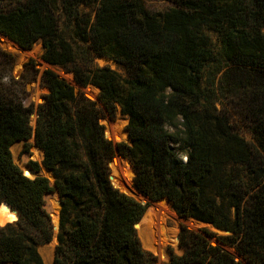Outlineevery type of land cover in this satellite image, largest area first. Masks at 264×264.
I'll return each mask as SVG.
<instances>
[{"label": "trees", "instance_id": "trees-1", "mask_svg": "<svg viewBox=\"0 0 264 264\" xmlns=\"http://www.w3.org/2000/svg\"><path fill=\"white\" fill-rule=\"evenodd\" d=\"M172 2L156 13L140 0H0L10 5L0 7V34L22 49L40 40L43 61L72 72L81 88L96 87L104 107L45 69L48 93L32 128V107L0 82V204L17 214L0 208L18 215L0 225V264H43L37 247L52 239L44 208L52 191L60 203L55 264H156L134 228L146 206L109 178L116 152L130 161L136 190L216 231L182 226L184 252L166 264H264V0ZM218 62L227 64L219 91L205 79ZM218 92L241 94L256 145L218 109ZM117 105L128 143L106 138L100 122ZM32 136L53 185L13 161L10 146Z\"/></svg>", "mask_w": 264, "mask_h": 264}, {"label": "rangeland", "instance_id": "rangeland-1", "mask_svg": "<svg viewBox=\"0 0 264 264\" xmlns=\"http://www.w3.org/2000/svg\"><path fill=\"white\" fill-rule=\"evenodd\" d=\"M140 2L144 5L146 9L156 13L164 12L170 7L174 6L172 0H140ZM9 6L10 5L6 3L0 4V7L2 8L4 7L9 8ZM209 35L211 36V40L212 43L214 44V48L215 49L219 48L217 36L212 32H210ZM2 40H7L11 44L13 43L8 38H6V36L0 34V42ZM2 44H0V82L4 86L11 88L12 91L17 94L18 98L23 102V104L26 107H32V109L34 110L33 113L30 115V125L32 126V128L35 127V123H36L37 106L44 102L45 100L44 96L48 93L47 87H45L42 82V73L45 69H51L52 71L57 73L59 77L67 80L74 87L76 93H78L79 90H82L85 95L87 92L90 93L91 97L88 96L87 97L90 100L95 101L97 105L104 110V107L98 98L99 90L96 87L89 85L85 88H81L74 81L72 72L66 71L64 68L58 66H52L43 61L42 59L43 50L40 40L36 41L29 49H22L13 43L17 51L4 48ZM20 52L23 53L28 52L29 54L27 55V57H23L22 53ZM93 62L95 65L100 67L105 65L109 66L112 70H115L117 73H119L122 76H124L125 74L123 68L113 60L104 57H95ZM226 65L227 64L223 62L213 63L209 65V67L205 70V79L209 77L210 80H212L213 83H215V86L217 87L216 90L218 91H219L218 87H219L221 75L222 72L226 69L225 67ZM225 93L227 92L226 91L223 92V94ZM217 96H218V100L216 101V106L218 107V109L221 111L224 110L227 114H230L231 123L233 124L234 128L238 130L239 133L250 144L256 145L254 135L250 130V126L247 122L248 120L244 113L241 94L240 93L235 94V92H232L230 93V95L226 97V99H224L222 95L218 92ZM112 121L113 124L115 125V129H116L115 131H120V133H123L125 135L123 137L122 142L128 143L129 139L124 129L125 125L127 124V119L126 117L120 114V109L118 105L116 106V113ZM100 122L104 124L102 120H100ZM112 129L114 130L113 125H112ZM113 142L116 143V141L114 140ZM10 151L14 163L18 166V168L21 171L27 169L26 165L28 164L30 166L29 163L31 161L36 162V166L38 170L37 172L35 171L34 172L37 175H42L46 177L50 181V183H52V178L48 174L47 176L43 174V172L45 171L42 163L43 154L42 152H39V149L36 148L33 136L27 140H20L14 142L10 146ZM120 160L122 163L118 165L122 174L124 172V168L125 167L128 168L129 170L128 179L130 181L132 188L136 190V188L133 185L134 174L132 167L126 161V159L120 158ZM34 172H31V178L34 176ZM129 196L133 197L131 195ZM53 203H55V205ZM164 203H166V201L162 200L161 202L159 201L156 204L163 205ZM52 207L53 210L51 211ZM169 207L176 214V216H178L177 213L173 210L171 204H169ZM44 208L50 216L51 224L53 228V235H52V239L49 242L39 245L37 247V251L42 258L43 264H55L54 256H55V247L57 244L56 237L59 228V211H60V203L56 191H52L44 195ZM178 217L181 219V221L177 225V242L176 244H166L167 255L165 256V258L159 259V257L156 254L145 249V251L156 256V264H166L170 260L172 254L174 255L183 254L184 249L183 247L180 246L178 240V235L182 226H185L189 230H194V231H199L202 228H207L211 231H215L210 224L198 222V221H192L190 218H183L180 216ZM16 218L17 217L13 212H9L4 208H0V225H3L7 222L14 223L15 221H17ZM55 219L56 222H54ZM192 223H195V225L192 226L191 225ZM167 226L173 227L172 222L168 221ZM209 240L213 245H221L214 239V237L209 238ZM223 248H225V246ZM229 251L234 253L233 249H229ZM5 264H11V263H5Z\"/></svg>", "mask_w": 264, "mask_h": 264}, {"label": "bare ground", "instance_id": "bare-ground-1", "mask_svg": "<svg viewBox=\"0 0 264 264\" xmlns=\"http://www.w3.org/2000/svg\"><path fill=\"white\" fill-rule=\"evenodd\" d=\"M3 43V44H2ZM4 48H8L9 50L17 51L15 45L10 43L7 40H2L0 42ZM23 57H27L28 52H20ZM113 125L114 130L115 125ZM125 135L123 133H119V136L113 138L114 141H120ZM17 144V143H16ZM39 152H42L39 149ZM115 163H122L120 158H118ZM128 168H124L123 177L125 179L126 184H122L115 179L111 180V183L114 187L118 188L122 192H125L128 195L133 196L135 199H138L142 202L145 200L142 198H138L135 190L132 188L129 177H128ZM24 175L31 178V172L27 169L23 170ZM44 175L47 176L48 172L44 171ZM55 205V203H53ZM169 202L164 203L163 205L155 204L154 207L151 208L149 217L145 220V224L138 228L137 236L141 245L144 249L156 254L159 259L165 258L167 255L166 244H176L177 242V225L181 221V219L176 216V214L170 209ZM170 221L173 224V227H168L167 222ZM56 222V219L55 221ZM192 226L195 223L191 224ZM41 252V251H40ZM48 260V259H47Z\"/></svg>", "mask_w": 264, "mask_h": 264}, {"label": "water", "instance_id": "water-1", "mask_svg": "<svg viewBox=\"0 0 264 264\" xmlns=\"http://www.w3.org/2000/svg\"><path fill=\"white\" fill-rule=\"evenodd\" d=\"M3 36H4V35H3ZM6 38H8V37H6ZM8 39H9V38H8ZM9 40L12 41L11 39H9ZM12 42H13L14 44H16L14 41H12ZM16 45H17V44H16ZM17 46H18V45H17ZM18 47H19V46H18ZM86 96L91 97L90 93H88V92L86 93ZM101 120L104 122L103 127H104V135H105V137L108 138L109 140H112V141H113V138H114V137L119 136L120 131H115V130L112 129L113 121H112V119H111L108 115H106V116H105L104 118H102ZM126 138H127V137H126ZM122 140H123V138H121L120 141H122ZM120 141H116V143H117V142H120ZM116 143L114 142V144H116ZM35 146H36V144H35ZM36 148L39 149L37 146H36ZM40 150H41V149H40ZM118 158H123V157H121V156L116 152L115 157L109 162V170H110L109 178H110V180L115 179L116 181H118V182H120V183H122V184H126L125 179H124V177H123V175H122V172H121V170H120V168H119V165H118L117 163H115V161H116ZM126 161H127V162L130 164V166L132 167L130 161L127 160V159H126ZM26 168H27L29 171L34 172V171L32 170V168H31L28 164L26 165ZM43 168H44V170H45L46 172H48V175L52 178V185H53L54 176L52 175V173H51L50 170H48L47 168L44 167V165H43ZM132 169H133V168H132ZM133 174H134V171H133ZM36 175H37V174L34 172V176H36ZM34 176H33V177H34ZM117 189H118V188H117ZM134 190H135V189H134ZM135 192H136V195H137V197H138L139 199L142 198V199H144L145 201L142 202V201H140V200H138V199H136V200L139 201V202H141L143 205L146 206V208H145V210H144L142 216L140 217L139 221L136 222V223L134 224V228H135L136 231H137L139 227H141V226H143V225L145 224V220L149 217V214H150V210H151V208L154 207L155 204H156L157 202L164 200V201L170 203V201H169L168 199H162V200H159V201H153V200H151L148 196H145V195H143L142 193H140L138 190H135ZM123 193H124V192H123ZM57 196H58V198H59L58 193H57ZM1 204H6V205H7L12 211L16 212V211L13 210V209H12L7 203H1ZM1 204H0V205H1ZM170 204H171V203H170ZM16 214H17V212H16ZM17 218H18V215H17ZM17 218H16V219H17ZM191 220H192V221H196V220H194V219H191ZM7 223H10V222H7ZM7 223H5V224H7ZM5 224H3V225H5ZM214 239H215V238H214ZM178 240H179V236H178ZM215 240H216V239H215Z\"/></svg>", "mask_w": 264, "mask_h": 264}]
</instances>
